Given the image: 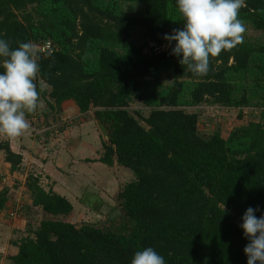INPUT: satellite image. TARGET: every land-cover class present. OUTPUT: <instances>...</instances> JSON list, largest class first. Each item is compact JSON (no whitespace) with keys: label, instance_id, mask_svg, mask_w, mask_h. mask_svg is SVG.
I'll list each match as a JSON object with an SVG mask.
<instances>
[{"label":"trees","instance_id":"trees-1","mask_svg":"<svg viewBox=\"0 0 264 264\" xmlns=\"http://www.w3.org/2000/svg\"><path fill=\"white\" fill-rule=\"evenodd\" d=\"M238 18L247 28L244 42L210 57V72L194 76L163 39L183 27L176 0H0V39L13 48L53 45L36 50L39 101L49 87L57 108L73 101L83 115L93 110L109 136L101 162L111 166L116 158L134 176L118 196L122 217L105 227L28 225L8 257L12 264H131L148 247L166 264H247L242 217L249 207L264 215V0H246ZM135 101L151 110L148 117L130 112ZM203 104L263 112L229 139L207 140L198 115L185 110ZM36 115L26 113L28 129ZM69 123L45 136L64 133ZM0 151L19 171L23 157L10 143ZM26 187L34 208L72 214L41 176L29 173ZM2 192L0 208L8 190Z\"/></svg>","mask_w":264,"mask_h":264},{"label":"clouds","instance_id":"clouds-1","mask_svg":"<svg viewBox=\"0 0 264 264\" xmlns=\"http://www.w3.org/2000/svg\"><path fill=\"white\" fill-rule=\"evenodd\" d=\"M184 24L165 34L163 39L173 45L171 55L194 76L210 72V57L229 51L244 42L247 31L239 19L246 0H176ZM32 42H11L0 39V134L20 137L29 128L26 113L39 107L35 79L40 71ZM43 85H41V89ZM259 208L249 207L242 217L240 228L249 241L244 252L247 264H264V215ZM131 264H166L165 258L148 247L137 251Z\"/></svg>","mask_w":264,"mask_h":264},{"label":"rangeland","instance_id":"rangeland-1","mask_svg":"<svg viewBox=\"0 0 264 264\" xmlns=\"http://www.w3.org/2000/svg\"><path fill=\"white\" fill-rule=\"evenodd\" d=\"M152 47H155V45L149 46L145 52L146 53L151 52ZM41 48H42V46H40V45L36 46L37 51L41 50ZM168 48H169L168 45H165L162 47H157L154 50L155 51H166V50H168ZM50 90L51 89L49 87H47L46 98L45 99L42 98L38 103L39 107L37 108V115H36L38 120L35 121L36 128H33L32 130H31V128L28 129L29 132L26 131L24 135H22L20 137H16V139H18V140L20 138L21 139H30V140L37 139V137L30 135L31 134L30 130L31 131H33L34 129H35V131L38 130L37 122H39V125H40L41 121L44 122V124H42L44 126V127H42V129H46V130L47 129L50 130L51 127L57 128L56 126L61 125L63 122H70L69 123L70 126L68 129H66L65 132L74 133V134H78L79 132L75 131V130H74V132H71L72 129H75L76 127H80L81 124L86 125L87 120H89V119L92 122H94L95 115H94L93 110L87 114H84V115L81 112H79V113L82 115H79V113L72 114L71 112H70V114L65 113V112H63V110L67 111V108H68V110H70L69 106L67 105V102H69V101H66L65 103H63V106L61 108H57L55 102L49 96ZM71 102L75 104V102H73V101H71ZM75 106L77 107L76 104H75ZM129 110H130V112L140 113L144 117H148L150 114V111H151L149 108L145 107L142 103H140L138 101L131 103ZM185 110L189 113H195L198 115V117H199V125H198L199 126V130H198L199 134L207 140L212 139L217 134H219L223 139L227 140L231 137V135L241 132L242 130L247 128L251 123L260 122L261 121V112H263V111H261V109L256 108V107H249L245 110H241V109L226 108V107H221V106H211L208 104H203V105H200V106H197L194 108H185ZM83 119H85V121ZM90 126H91L90 138L94 139V141H96L98 144L101 143V145H102V147L100 149V154H99L100 157L102 158L104 155L103 143L109 141V136H108L107 132L103 131V129L101 128V126L98 123L95 122L94 124H90ZM145 127H146V125H145ZM65 132L64 133H58V134L48 136V137H46L44 135L43 138L46 139V141H44V142L47 143L46 146H44V147L48 148L47 146L58 142L61 145H63V147L65 146L67 148L68 143H66V140L71 138V137H75V136L70 137V134H68V133L65 134ZM7 139H10V137H7L5 135L0 134V143L8 142ZM50 141H52V143L49 144L48 142H50ZM8 143H10V142H8ZM37 143L40 144V142H38V141H37ZM10 146H11V144H10ZM0 154H2L3 160H5V161H3L2 159H0V184L2 183V185H0V189H2V188L3 189L8 188L10 190L16 189V190H19V192H16V191H14V192L22 193V197L24 199V207H25L24 209L26 210L25 216L27 217V219L25 221V220H23V218L20 219L16 213H15L16 214L15 216H13L14 213H11V216L9 214L10 220L8 221V223L6 222L7 229H6V231H4L0 234L1 239L4 238V241L6 242V244H7V241H8V243H12L15 240L20 241L22 239V237H24L23 235L26 234L28 225H30L31 228H37L40 225V223L44 220L67 221V222H70L72 224L77 225L78 227L84 223L85 224L98 225L99 227H105L110 222H112V220H116L119 217L123 216L122 209L120 208L119 201H118L117 197L115 196V189L113 186L108 188V193H110V194H108V197L105 200L102 199L105 202V204L103 205L104 208L99 213L90 210L88 207H86V205L83 204V200H82L83 198L81 197L83 195H81V194L76 195V191L69 193V192H67V190H66V192L65 191H63V192H65V194H68L69 198H66L65 196H62V197L67 199L71 203V205L73 206V212L70 216L55 217L53 215L46 214L42 209L37 210V209L33 208L31 206V204H29L30 201L32 202V197H31V194L26 187V181H27V178L29 176V173L31 172V169L29 170V168L31 166H28L26 164L24 165V163H23L21 168H20V171L24 170V172H25L24 177H22L21 174H19V173L17 175H15L11 169V165L9 163H7V161H6V157H5L4 152L0 151ZM44 156L46 158L51 157V156L50 157L46 156L45 154H44ZM5 162L7 164H9L10 169L5 167V165H4ZM102 164L105 165L106 170H108V172L106 174L112 178V182H113V180L118 181L116 176L119 175V173H115V167H117V166H115L116 164L120 168L123 169V171L120 173L118 183L128 184L134 179L133 173H131L128 169L120 166L117 163L116 158L114 159L113 165H111V166L106 165L104 163H102ZM113 170H114V172H112ZM28 171H29V173H28ZM106 174H105V172L103 173V175L107 176ZM2 175L4 176L3 178H2ZM38 176L42 177V181L44 182L43 185L45 187H46V185L52 183V181L49 180L47 176L42 175V174L38 175ZM45 189H47V191H49V188L46 187ZM77 193H79V192H77ZM56 194L61 196V194L59 192H56ZM4 219H5V217H4ZM19 223H21L22 226H24V234L23 235L21 234L20 235L21 237H19V234L13 235L14 234L13 232H15V231L19 232L20 231L15 226V225H19ZM25 225H27V226H25ZM14 236H15V238H14ZM2 258H3V261L0 260V262H1L0 264H8L6 256L5 255L3 256V254H2Z\"/></svg>","mask_w":264,"mask_h":264},{"label":"crops","instance_id":"crops-1","mask_svg":"<svg viewBox=\"0 0 264 264\" xmlns=\"http://www.w3.org/2000/svg\"><path fill=\"white\" fill-rule=\"evenodd\" d=\"M67 105L70 110L67 108V111L63 110V112L68 114H70V112L72 114L80 112L71 101L67 102ZM79 115L82 114L79 113ZM83 120L85 121V119ZM91 122L92 121L89 119L87 120L86 125L81 124L80 127L71 130V132H74V130L78 131V134L65 132V134H70V137L75 136L66 140V143H68L67 148L65 146L63 147V145L58 142L53 143L46 148L37 143V141L39 142L37 139L30 140L20 138L18 140L15 137L7 140L10 142L12 150L23 157L24 165L31 166L29 170L31 169L32 173L45 175L52 181L51 184L46 185L49 190H52L55 193L59 192L61 196H65L66 198H69L68 194H65L66 190L69 193L76 191V195H83L81 197L83 198V204L86 205V207L99 213L104 208L103 205L105 204L102 199L105 200L108 197V194H110L108 193V188L112 186L114 187L115 196L118 199L119 194L126 184L118 183L120 173L123 169L117 164L115 166L118 168L115 167V173H119V175L116 176L118 181L113 180L112 182V178L106 174L108 170H106L105 165L102 164L99 155L102 145L90 138V124L97 123V121L94 120V122ZM44 154L51 157L46 158ZM0 159L3 160L2 154H0ZM4 165L6 168L10 169L9 164L5 162ZM104 172L107 176L103 175ZM112 172H114V170ZM18 173L24 177V170L14 172L15 175ZM3 177L4 176L2 175V178ZM0 185H2V183ZM3 190H8V192L4 197V205L0 208V234L7 229L6 222L8 223L10 220L9 214L11 216V213H16L20 219L23 218L25 221L27 219L25 216L26 210L24 209L22 193H16L19 192V190L16 189L10 190L8 188H2L0 189V199L2 198L1 193H3ZM29 204L33 207L31 201ZM35 209L40 210L38 208ZM15 226L21 232L15 231L13 232V235L19 234V237H21L20 235L24 234V226H22L21 223ZM16 242V240L12 243H8L7 241L6 244L4 238L1 239L0 236V260L3 261V254V256H6L8 264H12L8 257L15 255L18 252V248L15 246Z\"/></svg>","mask_w":264,"mask_h":264},{"label":"built area","instance_id":"built-area-1","mask_svg":"<svg viewBox=\"0 0 264 264\" xmlns=\"http://www.w3.org/2000/svg\"><path fill=\"white\" fill-rule=\"evenodd\" d=\"M41 50L43 51V52H47V51H53V45L52 44H46L45 46H42V48H41ZM33 128H36V127H32L31 128V130L33 129ZM30 130V135L31 136H35V137H37V138H39V139H41V143L43 144V146H46V143L44 142V141H46V139L45 138H43V136L46 134V132L48 131V129L46 130V129H38V130H36L35 131V129L33 130V131H31ZM29 132V131H28ZM34 132V133H33ZM40 136V137H39ZM16 214L14 213L13 214V216H15Z\"/></svg>","mask_w":264,"mask_h":264},{"label":"water","instance_id":"water-1","mask_svg":"<svg viewBox=\"0 0 264 264\" xmlns=\"http://www.w3.org/2000/svg\"><path fill=\"white\" fill-rule=\"evenodd\" d=\"M103 129V128H102ZM103 131L105 132V130L103 129Z\"/></svg>","mask_w":264,"mask_h":264}]
</instances>
